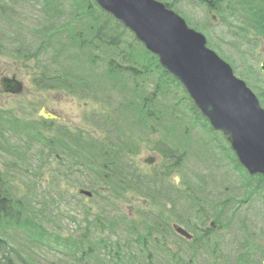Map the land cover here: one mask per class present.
<instances>
[{
    "label": "trees",
    "instance_id": "obj_1",
    "mask_svg": "<svg viewBox=\"0 0 264 264\" xmlns=\"http://www.w3.org/2000/svg\"><path fill=\"white\" fill-rule=\"evenodd\" d=\"M159 1L207 35L264 107V0ZM0 54L32 68L27 74L33 71L38 91L77 96L87 106L83 123L103 133L85 136L81 128L0 109V146L8 132L26 143H17L20 156L0 152V264H37L34 253L65 248L54 212L28 200L19 185L36 186L45 168L52 176L64 171L56 183L51 176L46 187L54 190L64 188L62 181L69 187L102 181L109 192L100 195L108 211L102 220L115 227L118 220L126 233L116 241L97 236L102 215L92 229L87 223L82 237L74 236L78 247L68 248L73 264H264V176L248 173L183 85L123 23L94 0H0ZM36 148L48 158L24 153ZM145 151L156 164L140 161ZM126 157L147 171L138 175ZM177 174L186 192L173 181ZM126 194L155 205L108 218ZM175 222L191 240L176 232Z\"/></svg>",
    "mask_w": 264,
    "mask_h": 264
},
{
    "label": "water",
    "instance_id": "obj_2",
    "mask_svg": "<svg viewBox=\"0 0 264 264\" xmlns=\"http://www.w3.org/2000/svg\"><path fill=\"white\" fill-rule=\"evenodd\" d=\"M94 1L157 56L161 67L183 85L212 128L226 136L244 168L252 176H264V107L232 65L208 45L206 35L159 0ZM261 70L264 75V62ZM1 84L5 92L19 94L23 90L15 77H3ZM40 113L46 119L59 118L44 108ZM146 162L153 164L155 158ZM177 231L190 238L184 229Z\"/></svg>",
    "mask_w": 264,
    "mask_h": 264
},
{
    "label": "rangeland",
    "instance_id": "obj_3",
    "mask_svg": "<svg viewBox=\"0 0 264 264\" xmlns=\"http://www.w3.org/2000/svg\"><path fill=\"white\" fill-rule=\"evenodd\" d=\"M35 12V10H31L29 14H26L33 15ZM1 35L3 36V38H7L3 34ZM5 47H8L7 49H10V43L8 42ZM7 61V56H3V58H0V75H4L6 73L16 74L20 78L19 80L23 82L24 90L17 95L0 93V109L3 108L11 115H17L30 121L33 119L43 118L42 116H40V111L42 108H46V110L59 117V119H57L56 121H58L60 124H65L71 128H74L75 131H78L79 128H81L80 131L85 136L89 135V131L92 130V128L88 126V123H83V120H85L84 113H86L87 107L85 103H83V101H80L77 96L70 97L61 94V92L58 91H38L32 84L33 71L27 74L28 70H32V68L29 69L27 66H21L17 63H8ZM92 132L99 138H101V135H103V133H100L96 129H93ZM8 133L9 134L6 133L7 138H4L5 142H3V145L0 146V152L2 154L11 153V155H22L23 152L21 149H17V145L22 144L24 146L26 144L25 140L23 139L17 141L15 140L16 137L12 138L14 134L10 132ZM12 144L16 145L14 146ZM36 144L37 147L38 143ZM37 152V148L35 149V151H31L30 149L24 150V153H26L27 156L33 154L35 159L37 157L38 160L40 159V157H43L45 159L48 158L44 154H36ZM145 155H147V152H144L142 157ZM148 156L149 155L143 158L146 159ZM126 160L128 161L129 166L138 175L141 176L144 171H147L144 165H142L140 162L138 163L136 159L131 160L126 157ZM53 164L54 166H57L55 161H53ZM43 171V173H40L38 175L36 186H25L22 182H20L19 185L24 188L27 191V194L31 197L28 200H30L32 203H36L37 205L40 204V206L44 204L47 208L46 210L49 209L54 212L56 222V228L54 229L55 232L59 231V233L62 235L61 237L63 240L61 242V246L65 245V248L55 253H51L50 250L34 253L32 255V260L35 261V263L41 264L43 262V264H73V262H76V260L74 259L75 254L72 251H68L69 247H78L77 242L75 241L76 238L74 236L77 235L79 238L82 237L80 233H83L82 231L85 229V225L89 223V228L92 229L93 223H95L97 221V218L101 215L103 216V218H100L99 222H101L102 224L97 223L99 224L96 231L97 236L106 237L111 239L112 241H116L117 239H126V233L118 227V220L116 227L112 225L108 220L104 222L102 220L105 219V215L108 214V211L104 209L105 207L101 208V205H103V203L105 202H102L103 200L101 199L100 195H108L109 193L102 181L100 182V180L96 179V181L94 182L86 178L84 179L83 186L72 187L67 186L62 181L61 185H63L64 188H60L61 190L55 188L54 190L53 187L48 188L46 186L59 181L62 178L61 174H64V171L56 170L52 173L54 176L51 175V169L49 170L48 168H45L43 169ZM88 174L90 173L88 172ZM51 176L53 179H55L53 180V183L51 180ZM26 187H28V189H26ZM24 189H22V192ZM154 194L155 193H153V195ZM16 197L19 198L21 196L20 194H17ZM153 197H156V195H154ZM35 198H37L39 202L35 201ZM43 198H45L46 200H43ZM244 200L246 201L248 199ZM154 203L155 202H152V205H155ZM151 208L152 207L149 205V203L144 201L142 198L138 196L135 197L134 194H126L125 199L119 201L116 200V207H113V211H111L108 218L115 215L120 217L124 213L132 217L137 210ZM72 217H75L77 221H73L71 219ZM174 224L177 223L175 222ZM244 231L243 234L245 235L247 232L246 230ZM172 235V238H174L175 240H181L178 235L173 233ZM213 235L219 237V234H211V237H213ZM20 240L22 242L24 241V239ZM91 240L96 241V239L92 237ZM22 253L26 255L25 251H23Z\"/></svg>",
    "mask_w": 264,
    "mask_h": 264
},
{
    "label": "flooded vegetation",
    "instance_id": "obj_4",
    "mask_svg": "<svg viewBox=\"0 0 264 264\" xmlns=\"http://www.w3.org/2000/svg\"><path fill=\"white\" fill-rule=\"evenodd\" d=\"M1 77H2V75H0V80H1ZM0 86H1V82H0ZM2 86H1V89H0V93H2ZM4 93V92H3ZM180 188H181V190L183 191V192H186L187 190H189V187L187 186V185H184L183 184V182H181V184H180ZM212 224H214V223H212Z\"/></svg>",
    "mask_w": 264,
    "mask_h": 264
},
{
    "label": "bare ground",
    "instance_id": "obj_5",
    "mask_svg": "<svg viewBox=\"0 0 264 264\" xmlns=\"http://www.w3.org/2000/svg\"><path fill=\"white\" fill-rule=\"evenodd\" d=\"M52 120H53V118H52ZM231 169V168H230Z\"/></svg>",
    "mask_w": 264,
    "mask_h": 264
}]
</instances>
